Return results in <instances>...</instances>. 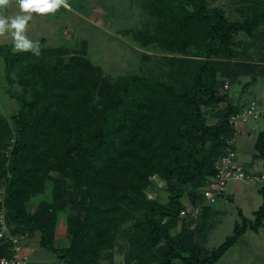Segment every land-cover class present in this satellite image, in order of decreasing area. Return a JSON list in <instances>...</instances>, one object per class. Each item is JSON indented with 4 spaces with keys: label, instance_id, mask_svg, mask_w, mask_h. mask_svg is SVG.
<instances>
[{
    "label": "trees",
    "instance_id": "16d2710c",
    "mask_svg": "<svg viewBox=\"0 0 264 264\" xmlns=\"http://www.w3.org/2000/svg\"><path fill=\"white\" fill-rule=\"evenodd\" d=\"M148 5L159 18L154 33L145 32L143 45L163 42L168 53L180 50L181 61L199 60L187 89L177 90L172 79L134 73L103 76L86 55L64 58L57 46L40 47L37 56L0 45L6 90L19 104L11 116L13 132L0 115L3 204L14 233L23 224L39 230V245L66 264H96L112 246L117 224L134 209L144 217L133 224L142 240L126 255V262L135 264L140 249L160 244L165 248L160 264H215L246 230L257 231L263 224L260 189L263 202L254 217L239 211L240 221L215 248L195 247L169 231L184 207L185 193L194 191L193 204L203 201L200 187L214 174V162L233 136L229 118L242 109L227 103L218 108L216 121L207 124L201 100L212 107L224 98L215 92L220 81L214 57L220 52L232 56L233 36L257 31L264 25V12L228 21L224 10L210 8L207 0H148ZM14 75L23 92L12 89ZM9 139L13 142L5 164L1 148ZM255 148L264 159L263 132ZM51 175L83 186L81 199L68 195L55 205L68 211L71 241L66 248L53 244L54 216L47 201L35 213L24 207ZM153 183L167 187V203L147 199ZM9 254L0 244V257ZM107 259L112 261L113 255L108 253Z\"/></svg>",
    "mask_w": 264,
    "mask_h": 264
},
{
    "label": "rangeland",
    "instance_id": "374dc122",
    "mask_svg": "<svg viewBox=\"0 0 264 264\" xmlns=\"http://www.w3.org/2000/svg\"><path fill=\"white\" fill-rule=\"evenodd\" d=\"M96 1L68 0L69 4L72 5V11L61 10L62 7L58 9L53 13L55 18L53 24H50L51 27L48 29L47 27L42 29L36 27L35 31L32 30L31 40L43 48L45 46H57L58 49L63 50L62 57L64 58L76 54L86 55L94 66L100 68L103 76L116 77L134 73L164 81L172 79L177 83L175 86L177 90L187 89L192 84L193 74L199 64L197 58L192 56L183 62L180 60L182 56L180 50L168 53L163 42L158 44L157 41H152L147 42L146 46L143 45L145 32L147 31L149 36L152 35L156 30L159 18L158 14H155L156 12L154 11V13L148 5V0H100L101 3ZM102 3L104 4L102 5ZM207 3L210 8L223 9L228 21H243L248 17L264 12V0H207ZM44 36H47L48 42L42 41L43 38L45 39ZM34 37L35 39H33ZM38 37L42 38L40 42ZM1 44L8 45L7 47L11 52L15 51L10 39L0 38ZM229 47L234 51L232 56L220 52L214 57V62L219 67L215 76L220 81L215 92L220 95L223 94V100L212 107L206 101L201 100L200 106L207 124H213L216 121L218 108L226 106L227 103H232L234 94L243 95L250 90V86L256 87L258 84L260 85V82L264 84V25L250 35L244 32L236 33L233 36V44ZM54 61L50 64L54 65ZM14 78L15 82L12 89L23 92L24 89L17 82L18 75H14ZM226 81L229 85L228 89L223 88ZM6 85L3 61L0 56V115L7 119L13 132L11 116L19 111V104L15 98L8 94ZM257 96L259 97V95ZM257 120L262 123L261 119ZM251 122L252 120L248 118V123ZM12 142L13 139H9L1 148L5 164ZM2 184L0 186L1 202L4 201V185ZM244 185L241 182L229 183V191H232L233 194L239 193V199L231 198L233 203H228V206L231 205L230 211L228 206L224 205L225 193L221 194L214 204L208 205L211 208L225 206V212L220 215L216 214L217 212L212 214L213 211L208 210L209 206L204 209V205L196 219L179 216L176 223L169 229L171 235L174 237L180 235L185 238L186 243L195 247L211 249L217 247L231 234L235 220L240 221L239 211L242 210L244 216L253 218L255 211L263 202L262 194L257 188L254 186L245 188ZM244 189L245 195H243ZM82 191L83 186H77L74 180L51 175V177L44 179L41 192L24 201V207L30 213H35L42 201H47L46 203L50 204L51 208L48 211L54 216L53 233L56 231L60 235L57 247L69 246L71 235L67 230V209L62 207V209H56L55 205L57 202L63 201L68 195H75L77 199H81ZM192 195H194V191L192 194L185 193L183 195L182 202L185 206L193 204ZM147 199L158 201L161 204L167 203V187L164 184L153 183L148 191ZM3 207V213L9 222L8 224L15 225L11 221L5 203ZM130 211L117 224L112 246L101 252L102 256L96 264H114L119 261H126L127 252L133 247L132 245L136 247L140 244L141 233H138L133 224L143 220L144 217L140 209ZM17 234L22 239L29 238L33 244L39 245L41 232L30 225L17 226ZM66 242L67 244H65ZM119 248L122 251H119ZM40 249L42 250L40 256L49 257L53 255L58 261L55 262L56 264H66V259L59 258L45 248L41 247ZM164 249L163 244L153 248L140 249L138 253L140 259L136 260V264H160ZM23 253L29 254L24 251ZM108 253L113 255L112 261L107 259ZM30 258L33 259V257ZM229 263L264 264V229L259 230L258 233L250 231L243 234L217 262V264Z\"/></svg>",
    "mask_w": 264,
    "mask_h": 264
},
{
    "label": "built area",
    "instance_id": "2783aa9c",
    "mask_svg": "<svg viewBox=\"0 0 264 264\" xmlns=\"http://www.w3.org/2000/svg\"><path fill=\"white\" fill-rule=\"evenodd\" d=\"M223 88L228 89L227 81ZM249 119H261L263 122L262 132L264 133V95L258 101H252L241 109L240 112L232 114L229 122L233 128V135L238 132V126ZM230 182H241L247 186H254L258 190L264 189V168L255 169L245 167L237 160L234 148V137L227 140L223 152L214 162V174L206 178L205 183L200 187L202 202L184 205L180 216H188L196 219L206 204H214L217 198L224 194ZM1 202V200H0ZM3 202L0 209V244L6 245L10 254L0 257V264H30L28 254L23 253L22 237L13 232V227L8 224L3 213ZM19 235V236H18ZM114 264H135L119 261Z\"/></svg>",
    "mask_w": 264,
    "mask_h": 264
},
{
    "label": "crops",
    "instance_id": "0c3cea01",
    "mask_svg": "<svg viewBox=\"0 0 264 264\" xmlns=\"http://www.w3.org/2000/svg\"><path fill=\"white\" fill-rule=\"evenodd\" d=\"M90 1L95 2V0H90ZM96 2L101 3L100 0L99 1L97 0ZM103 4L104 3H102V5ZM61 7H62L61 10H71L72 11V9H65L63 6H61ZM100 7H101V5H100ZM2 11H3L4 15H15V14H17V12L19 11L18 5H17V0H9V4L7 6H5L2 9ZM31 17H32V19L28 22V25L26 28V35L29 39H31V37L33 35L32 30L35 31L36 27H39L41 29L43 27H47V29L50 28L51 27L50 24H53L54 18H55L53 13L41 14V13H36V12H32ZM37 31H39V30H37ZM44 37L46 39V42H48L47 36H44ZM0 38L3 39V37H0ZM33 39H35V37ZM41 39H42L41 37L40 38L38 37L39 42L41 41ZM263 85L264 84L262 82H260V85L258 84L256 87L250 86V90L248 91L249 93L248 92L244 93L243 94L244 96L242 94L240 95V93L234 94V96L231 100L232 103L233 104H240L241 107L244 108L250 102L260 100L264 95V87L262 88ZM257 95H259V97ZM251 120H252L251 123H248V120H247L246 122H244L238 126V132L233 135V137H234V148L236 151L237 160L241 164H243L245 167L262 169V168H264V159L259 156V153L255 148V144H256V140H257L258 135L262 132L263 122L259 123V121L257 119H251ZM244 186H245V188H250L247 185H244ZM243 195H245V189H244ZM240 196H242V195H240ZM234 197L239 199L238 198L239 193L233 194L232 191H229V189L227 187V190L225 192L224 205L228 206V203L232 204L233 200H231V198H234ZM221 204H222V201H221ZM205 206L208 207L209 205L206 204ZM225 206H219V207H215V208H211L209 206L208 210L210 212L213 211L212 214H215L214 212H217L216 214L220 215L222 212H225ZM230 206H228L229 211H230V208H229ZM241 212H242V210H241ZM242 214H243V212H242ZM235 222H237V220H235ZM263 229H264V220H263V224L258 228L257 231H252V230L248 229L243 234L249 233L250 231L258 233L259 230H263ZM240 237H239V239H240ZM59 239H60V235L58 234V232L55 231L54 236H53V244L56 247H57V242ZM30 240L31 239H29V238L22 239L23 251L26 253H29L28 254L29 257H33V259L30 258L31 262H32L30 264H56L55 263L57 261L56 257H54L53 255L49 256V257L48 256L45 257L43 255L40 256V252H42V250L40 249L41 246L37 245L36 243L33 244L32 241H30ZM65 244H67V242ZM66 247H68V245H66ZM66 247H63V248H66ZM207 249H211V248L207 247ZM218 260H217V262H218ZM48 262H50V263H48ZM217 262L215 264H217Z\"/></svg>",
    "mask_w": 264,
    "mask_h": 264
},
{
    "label": "clouds",
    "instance_id": "9594fccd",
    "mask_svg": "<svg viewBox=\"0 0 264 264\" xmlns=\"http://www.w3.org/2000/svg\"><path fill=\"white\" fill-rule=\"evenodd\" d=\"M9 4V0H0V37L10 39L15 51H31L40 54L39 44L26 35L31 13H55L63 6L71 9L68 0H17L19 11L15 15H4L2 9Z\"/></svg>",
    "mask_w": 264,
    "mask_h": 264
}]
</instances>
